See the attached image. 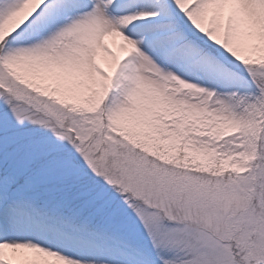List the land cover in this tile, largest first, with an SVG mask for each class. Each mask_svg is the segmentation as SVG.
<instances>
[{"label": "snow or ice", "instance_id": "1", "mask_svg": "<svg viewBox=\"0 0 264 264\" xmlns=\"http://www.w3.org/2000/svg\"><path fill=\"white\" fill-rule=\"evenodd\" d=\"M0 264H264V0H0Z\"/></svg>", "mask_w": 264, "mask_h": 264}]
</instances>
